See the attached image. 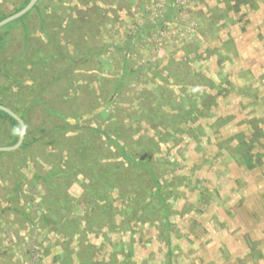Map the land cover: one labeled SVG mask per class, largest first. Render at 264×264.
<instances>
[{
  "label": "rangeland",
  "instance_id": "obj_1",
  "mask_svg": "<svg viewBox=\"0 0 264 264\" xmlns=\"http://www.w3.org/2000/svg\"><path fill=\"white\" fill-rule=\"evenodd\" d=\"M20 1L0 0V12H12ZM168 1L45 0V25L51 36H57L73 54L77 51L84 54L88 49L101 50L103 42H114L120 47L129 42L126 57L121 58L119 52L113 56L104 50L96 55L101 56L99 59L95 56L94 64L77 66L75 83L87 85L90 90L95 89L94 92L99 90V82L89 76L91 73L102 69L108 74L116 68L122 71L125 69L123 60H126L129 68L138 72V77L135 75L133 79L141 82L145 64L176 50L175 45L180 44L183 48L200 37L208 44L200 50V57H207L199 61L207 74L216 78L222 72L236 84L242 83L241 74L248 75L251 80H259L264 90V0H175L182 7L177 6L172 21L151 26L150 23L156 24L166 18ZM138 4L143 5L142 10ZM61 5L67 7L66 18L71 17L70 28L60 18ZM73 7L78 8L76 13L71 9ZM52 9L56 12H50ZM24 22L32 32L33 44L48 51L50 48L43 38L37 12L33 10ZM84 28L88 32L79 37ZM136 28L145 30L132 35ZM11 34L10 49L20 42L23 34L20 22L12 28ZM130 36H133V48H130ZM43 57L36 58L38 63L31 71L37 79L29 77L19 64L13 66L15 72H24L17 77L21 80V91L16 85H12V90L7 88L5 98L9 102L23 108L24 102L38 93V82H50L51 76L59 75L61 71L55 69L54 59L44 58L45 63H40ZM105 63L110 67H104ZM131 83V87H139L138 82ZM97 92L98 104L102 107L108 104L104 109L106 113L112 108L115 111L126 108L123 114L120 113L124 118L119 117L110 124L107 119L99 118L101 106L90 113L87 105L92 100L90 94L78 98L77 102L56 103L67 111V124L90 121L93 126L113 130L125 145L130 142V118L126 121V116L130 114V108L135 107L137 95L132 96L129 87L123 95L113 94L108 101V96ZM221 100L219 98L215 113L228 114ZM231 100L235 102L237 97L233 94ZM96 104L97 100L95 104L91 102L90 107L94 108ZM42 110L29 111L31 129L43 125L45 118L52 120V116L44 111L45 105ZM73 112L75 114L71 116ZM231 112L237 117H264V104ZM235 128V123L231 122L221 131L232 132ZM139 130L148 134L144 129L135 128L137 138L141 134ZM83 132L79 131L78 139L72 137L65 143L60 136L51 147L37 145L30 149V156L16 149L0 154V264H121L124 258H129L126 264H264V165L246 171L233 164H222L220 160L201 162L190 139L173 147L162 144L159 153L150 145H138L135 149L133 144V156L156 166L159 180L166 183L165 200L169 213L165 218L162 211L157 210L152 215L141 207L145 202L141 199L145 196L142 192L144 184L133 175L128 177L130 190L137 191V196L131 191L125 200L116 195L113 201V210L117 211L116 224L111 226L108 222L111 217L103 213L110 208H101V213L93 216L86 196L95 190L94 186L105 192V186H100V177L104 179L113 168L111 163H117L119 157L115 155V147L104 149L100 142ZM203 144L208 142L205 140ZM5 145L8 144L0 137V146ZM83 146L87 147V152L81 156ZM88 154L97 155L88 159ZM165 154L167 157L162 163L156 162L158 159L154 157ZM60 156L69 161L61 162ZM157 163L162 164L161 169L157 168ZM57 170L65 175L50 177L48 181L43 179L44 175ZM140 171L148 177L146 172ZM164 178H167L165 182ZM199 185L214 188L217 200L212 199L214 195L209 200L203 198L204 191L200 194ZM145 186L152 189L148 181ZM128 197L130 205L127 206L133 211L129 224L122 215L127 209ZM155 200V209H161L159 201ZM71 226L78 227L79 233H74ZM245 238L260 240L259 245L250 244V247H255L253 252L261 258L257 255L252 259L253 253L244 256L250 250ZM125 242L128 244L124 246Z\"/></svg>",
  "mask_w": 264,
  "mask_h": 264
},
{
  "label": "trees",
  "instance_id": "obj_2",
  "mask_svg": "<svg viewBox=\"0 0 264 264\" xmlns=\"http://www.w3.org/2000/svg\"><path fill=\"white\" fill-rule=\"evenodd\" d=\"M28 1L29 0H21L19 5L15 7L12 12H0V19L19 10ZM44 3L45 0H37L29 11L9 22L11 24L7 23L10 26L0 27V103L11 108L25 122L24 138L16 151L21 150L26 156H30V149L37 145L45 144L51 147V144L60 140V136L62 137L61 140H63L62 143H65L72 137L73 139H78L80 137L79 131L81 130L84 131L83 134H88L92 140L100 142L104 149L106 146H110L111 148L115 147L117 151L115 155L119 157V161L117 163L110 162L113 168L104 175V179L100 177V186H105V192H102L97 186H94L96 187L95 190H90L92 192L86 196V200H89L90 210L94 211V215L92 214L93 216L97 217V213H101L102 211L101 208H110V210L104 211L103 213L111 217V221H108L111 226L116 224L114 218L117 211L113 210V201H115L116 195L117 197L122 196L121 198L125 200V198L130 195L131 191L134 193V196H137V191L130 190L128 177H132L133 175L136 176L138 180L142 179L144 184L142 192L145 196L143 197L139 194L142 196V201L145 199L141 207H143L148 214L151 213L155 215V211L158 210L159 213L162 211L165 218L168 215L169 208L165 200V193H167L166 183L164 184L161 182L162 180H159V174L155 171L156 166L153 167L150 163L145 162L144 158L133 156V144L135 145V149L139 146L142 147V145H150L156 149V153H159L162 144L173 147L184 139H190L195 144V152L199 155V160H201V162L213 163L220 160L219 162L222 164H233L246 171L257 170L259 167H263L264 117L257 115L237 117L231 111L239 108L241 109V107H253V105L257 103L264 104V90L261 89L259 80H251V78L247 77L248 75L241 74V76H243L242 83L236 84L232 80L227 79V76L222 72H219L216 78L207 74V71L199 64L200 60L207 57H200V50L205 45H208L201 37L197 42L185 45L183 48H180V44L175 45L176 50L172 52L169 51L168 54L165 56L163 55L162 58H156V60L145 64V66H147L144 72V78L141 79V82L139 79H133L138 72L132 70L131 67L129 68L128 61L126 60H123L125 69L122 71H120V69L118 71L116 68L114 72L106 74L101 69L99 70L100 72L98 71L97 73H91L89 75L92 79L99 82V90L97 91H99V94L103 92V95L108 96V101L109 99L111 100L113 94L115 96L123 95L124 92L129 90V87L130 94H132V96L134 94L137 95L138 101L135 107L130 108V114L128 113L129 115L126 116V121L130 118V142H127L125 145L122 144L120 142L121 139L113 130L109 131L98 126H93L90 121L87 122L85 120L76 122L75 124H67L66 121L68 120L65 115L67 111L60 108L56 102L59 101L62 105H65L67 104L66 102H77L78 98L90 94L92 100L87 104L91 110L90 113H92L96 107L101 106L98 104L99 98L96 96L98 92H94L95 89H91V91L87 85L83 86L82 84L75 83L76 77L74 73L77 71V66L82 63H86L87 65L94 64L95 58L97 57L99 59L101 57L96 55H99L100 51L104 50L110 52L113 56L119 52L121 53V58L126 57L125 51L128 50L129 42H126L123 47L116 45L114 42H103L100 47V49L102 48L101 50L88 49V52L84 54L79 51L73 54L64 43L59 41L57 36H51L46 28L45 17H47V8ZM138 5L140 9L143 7L142 4ZM177 6L178 8L182 7L179 6L175 0H169L166 6V18L156 22V24L150 23L151 26L155 27L157 24L162 26L164 22H171L172 14L177 9ZM61 7L63 10L60 13V18L64 19L66 21L65 25L67 28H70L72 26L70 22L71 17L66 18L67 7L62 5ZM71 9L75 13L78 11L76 7ZM33 10L37 12V16L39 17L40 29L42 30L45 42L50 48L48 50L49 52L42 49L40 45L38 47L33 44L32 32L24 22V19L28 17ZM50 12L56 11L52 9ZM101 12L103 11L101 10ZM19 22L22 25L23 34L21 35L20 42L10 49L8 43L13 39L11 30ZM142 29L145 30V28H136L132 32V35ZM83 32L88 31L85 30V28L82 29V32L79 33V37L84 35ZM210 38L213 39L211 35ZM130 48H133V36H130ZM119 49H122V51H119ZM43 54H47V56L43 57ZM37 57H43L40 58V63H45L44 58L54 59L55 69L61 72L56 77L51 76L50 82H38L36 84V86H38V93H34L26 103L24 102L23 108H20L15 103L12 104L11 101L9 102L5 96L7 91L12 90V85H14V87L16 85L19 91H21V80L17 77L22 75L24 71L29 77L37 79L36 74L31 75L33 67L38 63ZM15 64H19L24 71L17 70L15 72V70L12 69ZM104 67H110V65L107 63ZM133 81L138 82L139 87H131V82ZM58 88L59 91L57 90ZM233 94L237 97V101L235 102L231 100ZM92 95L95 96L93 97ZM261 97L262 99H260ZM219 98L222 99L221 105L228 109V114L218 115L215 113ZM96 100V106L94 108L90 107L91 102L95 104ZM43 105H45L44 111H47L48 115L52 116V120L51 118H45L43 125L31 129L28 113L30 110L41 111ZM55 105H57L56 108ZM107 105L108 104L103 107L101 106L100 111H98L99 118L107 119V122H110V124L119 117L124 118L121 114L125 112L124 109L126 108H120L118 111L112 108L109 109V111L106 110V113L104 109L108 107ZM119 107H117V109ZM70 111L71 110H68V112ZM74 114L75 112L70 115L73 116ZM231 122L235 123L236 128L234 131H221L222 128ZM46 123L47 125H45ZM135 128L137 130L144 129L148 134H142V131L139 130L141 134L139 138H137V136H135ZM18 134L19 123L9 114L0 110V137L6 144L10 145L17 140ZM205 140L208 142L207 145L203 144ZM87 142H89V140H87ZM210 143L212 147H210ZM86 146L89 147V143H87ZM87 147H81V156L87 152ZM1 153H3V151H0V154ZM209 153H211V155ZM93 155L96 156L97 154ZM93 155L88 154V159H92ZM152 157H154V155ZM165 157H167L166 154L164 157L156 156L154 158L158 159L156 162L162 163V159H165ZM69 158L71 159V156H69ZM60 159L63 163L69 161V159L66 160L64 156H60ZM98 159H100L99 156ZM157 165V168L159 167L161 169L162 164L160 165L157 163ZM140 170L146 172L148 177L144 173H140ZM64 175V173L57 170V172L52 171L44 175L43 179L48 181L50 177L58 176L62 178ZM166 179L167 178H164V182ZM146 180L151 184V190L145 186V183H147ZM49 185L50 184H48V186ZM199 187L200 194L204 191L203 198L209 200V198L214 195L212 199L217 200V193L214 192V188L208 189L202 185H199ZM129 198L130 197L127 199L129 200ZM155 199L159 201L161 209H155ZM128 200L125 204L127 209L122 215L128 220L126 223L129 224L130 213H133V211H130V207L127 206L128 204L130 205V200ZM218 202H220V200ZM71 227L70 229L74 233L78 232V227ZM71 230L68 232H72ZM246 241L248 242V248L252 252L249 250L244 256L253 253L252 259H254L258 253L255 254V252H253L255 247H250V244L257 246L260 240L248 238ZM127 244L128 243L125 242L124 246ZM257 249L260 250V248ZM59 254H61V252ZM59 254L57 256H60ZM261 257L260 255L257 256V258ZM128 259L129 258H124L120 263L126 264Z\"/></svg>",
  "mask_w": 264,
  "mask_h": 264
},
{
  "label": "water",
  "instance_id": "obj_3",
  "mask_svg": "<svg viewBox=\"0 0 264 264\" xmlns=\"http://www.w3.org/2000/svg\"><path fill=\"white\" fill-rule=\"evenodd\" d=\"M36 2H37V0H29L19 10L15 11L11 14H8L4 18L0 19V26L22 16L27 11H29ZM0 110L9 114L13 119H15L19 123V134H18L17 140L13 144L0 146V151L15 150L21 145V143L23 141L24 134H25V122L16 112H14L11 108H9L8 106H6L2 103H0Z\"/></svg>",
  "mask_w": 264,
  "mask_h": 264
}]
</instances>
